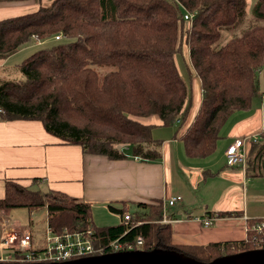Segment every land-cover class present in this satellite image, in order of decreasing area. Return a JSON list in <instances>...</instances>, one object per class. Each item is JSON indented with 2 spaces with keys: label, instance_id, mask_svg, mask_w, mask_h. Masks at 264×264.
<instances>
[{
  "label": "trees",
  "instance_id": "trees-1",
  "mask_svg": "<svg viewBox=\"0 0 264 264\" xmlns=\"http://www.w3.org/2000/svg\"><path fill=\"white\" fill-rule=\"evenodd\" d=\"M35 1L36 10L0 20V58L33 38L63 37L25 57L21 78L0 81L3 119L40 120L49 132L80 144L85 153L159 160L161 141L153 137L154 125L143 119L157 115L163 125H176L187 117L190 87L176 62L186 47L201 82V102L181 138L188 156L203 158L215 152L229 117L251 109L255 97L264 96V0H256L250 9L247 0ZM185 12L193 18L186 20ZM246 152L247 174L264 176V131L247 141ZM148 207L128 222L98 226L89 202L9 179L0 198V221L16 208L30 213L45 208L54 231L90 229L104 253L113 251L109 243L117 239L125 244L122 250L128 245L169 248L204 262L263 248L251 230L240 241L175 243L171 225L161 222L162 203ZM109 208L125 213L124 208ZM140 234L144 242L137 245Z\"/></svg>",
  "mask_w": 264,
  "mask_h": 264
},
{
  "label": "crops",
  "instance_id": "crops-1",
  "mask_svg": "<svg viewBox=\"0 0 264 264\" xmlns=\"http://www.w3.org/2000/svg\"><path fill=\"white\" fill-rule=\"evenodd\" d=\"M38 7L35 0H0V20ZM40 43L33 38L15 53L0 58V81L19 78L18 67L9 64L10 58L21 50L27 54L32 45ZM176 62L178 65L177 57ZM186 120L177 123L179 126L163 125L157 115L143 120L154 125L153 137L161 141V159L149 161L132 155L111 159L85 153L80 144L65 142L49 132L40 120L0 117V198L9 179L63 191L89 202L92 220L98 226L121 223V214L110 205L140 215L161 202L162 217L165 212L173 219L167 223L175 243L207 245L246 239L247 224L264 219V176L251 177L245 168L229 165L226 149L237 139L247 143L264 131V96L255 97L251 109L229 117L215 152L207 157L186 154L181 137L192 122L185 125ZM175 195H181L182 201L164 206L165 200ZM208 216L216 217L210 226L196 219ZM33 238L41 246V237Z\"/></svg>",
  "mask_w": 264,
  "mask_h": 264
},
{
  "label": "built area",
  "instance_id": "built-area-1",
  "mask_svg": "<svg viewBox=\"0 0 264 264\" xmlns=\"http://www.w3.org/2000/svg\"><path fill=\"white\" fill-rule=\"evenodd\" d=\"M194 14L185 12L186 20H191ZM63 37L61 33L56 34L54 38L60 40ZM259 136V135H258ZM258 136L252 139L256 140ZM227 163L232 166H240L245 168L247 163L246 140L237 139L226 149ZM181 195H175L167 198L164 206H174L182 201ZM122 221L131 220L132 215L128 212L121 215ZM215 216L205 218L196 217L204 226L213 224ZM165 212H163L162 222L172 221ZM264 229V219L254 224H247V230H254L256 235L254 239L258 241L260 247H264V236H261ZM259 234V235H258ZM144 238L142 234L137 237V245H142ZM109 247L113 251L122 250L125 244L114 240L109 243ZM129 249H134L133 245H128ZM7 250L19 251V256H15ZM105 247H97L94 243L92 231H77L65 228L61 232H56L51 226H47L41 246H35L33 232L29 227H24L18 222H10L3 219L0 221V260H16L18 262H52L66 261L84 256L104 253ZM127 250V249H123Z\"/></svg>",
  "mask_w": 264,
  "mask_h": 264
},
{
  "label": "water",
  "instance_id": "water-1",
  "mask_svg": "<svg viewBox=\"0 0 264 264\" xmlns=\"http://www.w3.org/2000/svg\"><path fill=\"white\" fill-rule=\"evenodd\" d=\"M12 264H264V247L219 256L209 262L175 249H127L84 256L66 261L16 262Z\"/></svg>",
  "mask_w": 264,
  "mask_h": 264
},
{
  "label": "rangeland",
  "instance_id": "rangeland-1",
  "mask_svg": "<svg viewBox=\"0 0 264 264\" xmlns=\"http://www.w3.org/2000/svg\"><path fill=\"white\" fill-rule=\"evenodd\" d=\"M255 1L256 0H249L250 8L253 6ZM226 39L224 40V42L226 41ZM37 40H39V39H37ZM55 41H56V39L54 38V36L49 38V39H46V40L40 39V42H42V43H40L39 45H32L34 47H30V49H28L27 54L24 53L25 52L24 50H21L18 53H16L15 55H13L10 58L9 64L16 65L18 67V70H19L18 71L19 72L18 77L21 78L22 73H21L20 67L18 66L17 63H20V61L24 57L35 52L38 48H40L42 46L52 45L53 43H55ZM23 54H25V55L23 56ZM176 57H177L180 72H181L183 78L185 79L186 83L190 87L191 105H190L188 115L186 117L187 120L185 119L186 120L185 125H187L195 117V115L199 109L200 102H201L200 101L201 100V84H200L199 77L195 76L194 70L192 69V67L189 63L188 49L186 50V47L183 48V50L181 52L177 53ZM99 72H100V74H102L104 72V68L99 67ZM260 79H261V82L259 85V90H262V88H263L262 76H260ZM176 125L179 126V124H176ZM124 145L125 144H118L117 146L123 147ZM41 189L45 190L46 188L41 187ZM5 218H6V220H9L10 222H12V221L18 222L20 225H22L24 227L32 226V229L34 230V234L36 233L35 235H33V237L39 236V237H41L39 241H41V239L43 240L45 229L48 226L47 211L45 208H40V209H38L32 213H30L26 208H16V209H13L10 212V215L9 216L7 215ZM32 220L34 221L33 223H32ZM2 221L3 220H1V222ZM251 231L254 232V230H251ZM41 233H42V236H40ZM253 236H254V234H253ZM34 241H35V246H38L36 244V243H38V240L35 238ZM96 246L100 247L99 245H96ZM0 254H1V252H0Z\"/></svg>",
  "mask_w": 264,
  "mask_h": 264
}]
</instances>
